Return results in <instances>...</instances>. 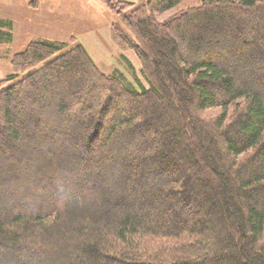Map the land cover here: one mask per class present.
Returning a JSON list of instances; mask_svg holds the SVG:
<instances>
[{
	"label": "trees",
	"instance_id": "trees-1",
	"mask_svg": "<svg viewBox=\"0 0 264 264\" xmlns=\"http://www.w3.org/2000/svg\"><path fill=\"white\" fill-rule=\"evenodd\" d=\"M98 1L131 36L112 24L139 60L141 81L101 71L80 43L69 45L74 37L30 41L10 57L0 80V264H264V90L240 55L234 67L212 46L224 34L212 28L233 24L264 42L253 24L264 28V0H202L163 21L152 13L182 0ZM9 35L0 30V43ZM81 67L87 76L77 81ZM57 78L64 88L53 92ZM123 102L157 107L123 112ZM212 107L219 116L204 117ZM43 128L53 140L38 139ZM138 156L148 173L136 179ZM170 166L179 173H166ZM64 176L61 192L40 182ZM130 188L164 224L168 208L197 217L169 227L123 211L118 201H138ZM73 199L80 209L68 208Z\"/></svg>",
	"mask_w": 264,
	"mask_h": 264
},
{
	"label": "rangeland",
	"instance_id": "rangeland-1",
	"mask_svg": "<svg viewBox=\"0 0 264 264\" xmlns=\"http://www.w3.org/2000/svg\"><path fill=\"white\" fill-rule=\"evenodd\" d=\"M35 3H31V2ZM128 1V2H134L137 3L139 1L144 0H121ZM202 2V0H182L179 1L177 5H175L173 8L163 11V12H156L154 11L152 15L158 20L163 21L167 19L169 16H171L173 13L179 12L180 10L198 5ZM118 23L121 25V29L124 28V25L121 21V18L118 15H115L113 12H110L102 3L98 0H0V30L3 32L8 31L9 38L7 41H2L0 43V80L6 77L10 72V57L13 56V54L20 52L24 49L27 43L30 41H35L38 39H50L51 40H64L68 41L69 38H73V41L68 42L71 46L74 43H80L83 48L85 49L87 55L94 61L99 67V69L105 73H112L114 71H120V73L126 78L127 80H131L132 76H135L141 81L139 69H140V62L137 59L136 55L133 53L132 49L129 47V45L123 44V42L117 40V38L113 35L112 32V24ZM255 22V21H252ZM6 24L10 25L7 27ZM255 24V28H258L260 33L261 31L264 33V28L259 27L258 23ZM204 27V24L200 25ZM239 26L233 24L228 29L213 27V31H218L217 33H220L219 31H222L224 34L219 40V42L212 43V46H217L219 48V52H221V55L219 59L222 57V59L219 62L226 63V62H233L234 67H236L235 63L239 62L240 64H246L247 68L250 69L248 71V75L252 74V78L255 82H257V89H261V91L264 90V81L261 80L260 76H264V42L261 40L260 36L256 37L254 35V32L250 33H241V31L238 29ZM126 34L131 38L129 33H127L126 29H123ZM221 32V33H222ZM261 32V33H262ZM196 32H191L192 35H194ZM229 34L234 35L230 36L229 40ZM256 34V33H255ZM227 35V37H226ZM253 35L255 38H253ZM223 38V39H222ZM234 55H240V59L237 60V62L234 60ZM127 61L130 63L131 67L127 64ZM256 67V70H253L252 67ZM79 74L77 77V81H80L79 79L86 78L87 74L82 69V67L78 70ZM252 72V73H251ZM251 73V74H250ZM238 76L242 78L241 73L239 71L237 72ZM85 76V77H84ZM64 78V77H63ZM56 85L54 87L53 92H60V90H63L61 88H64L62 80L57 78ZM246 83L247 81L244 80ZM62 82V84H60ZM88 85V84H87ZM86 85V86H87ZM89 86V85H88ZM263 89V90H262ZM129 101V100H127ZM126 101V102H127ZM125 103L122 111L124 112L125 109H134V110H146V111H153L157 107V102L154 103L153 106H144L140 107L139 105H132ZM88 103V102H87ZM85 103V104H87ZM111 109L108 111L109 114ZM204 115V117L209 119H214L215 117L219 116L220 114V108L218 107H212L207 108L206 110L201 111ZM108 114V113H107ZM106 114V115H107ZM108 118L104 121L105 127L107 126L106 121ZM51 124V123H49ZM50 128L49 125H47L46 129ZM26 129L22 128V131L26 132L27 139L31 140L34 139V134L32 136V132L25 131ZM38 133V139H45V142H48L50 140H53L54 137H52L48 131H45L44 128L41 130H36ZM62 130H58V133L55 135L56 140L63 142L64 137H61ZM67 139V138H66ZM65 139V140H66ZM98 135L96 139L92 140V144L95 146V150L92 151L91 149H87L88 152H91L96 159L100 154V147L98 144ZM157 142V139L156 141ZM154 142L155 149L162 150L165 146V141L158 143V145ZM53 150L54 147L52 148ZM130 153L127 152L126 155ZM125 157V155H124ZM59 159L61 156L58 157ZM138 161L135 164V167H139L137 171H135L136 179H139L142 174H147V170H144L143 167H141V163L143 162L141 157H137ZM98 160V159H97ZM96 160V161H97ZM127 159H124V163H126ZM95 161V162H96ZM99 160L96 162L98 163ZM0 163H6L3 161H0ZM122 164V163H121ZM13 164L8 163L6 167L10 166V169H13ZM83 168V166L78 165V169ZM85 168V167H84ZM96 168V167H95ZM85 171V170H84ZM46 175H52L48 170H43ZM147 172V173H146ZM166 173L168 174H177L179 171L175 168L170 166L167 168ZM26 174V173H25ZM57 175V173H56ZM147 176V175H146ZM62 182L59 180L52 181V182H45L44 180L40 179V182L42 185L46 186L47 184H53L54 191L55 192H61V190H64L66 188V182L70 181L68 179V176H64ZM76 180L74 179L73 182L76 184ZM80 180V179H79ZM81 181V180H80ZM107 181V180H106ZM72 183V180H71ZM73 184V183H72ZM96 186V192L97 189L100 188L99 183L95 184ZM62 186V187H61ZM94 186V183H93ZM61 187V188H60ZM68 188H66L67 190ZM23 190V189H22ZM100 191V190H99ZM50 192V191H49ZM47 192V194L49 193ZM53 192V191H51ZM95 191L91 193V196L98 195V192ZM126 192L132 196L137 197V202H135L134 205H131L129 203L118 201V206L123 211H128L131 213H137V214H148L150 221L152 223L158 224L160 226H163L165 223L164 218L158 219V213L155 212V210H150L144 205L147 204V201L145 199L144 195H141L138 191L133 190L130 188L126 190ZM152 192V191H151ZM149 191V193H151ZM52 194H50V200L52 199ZM85 197V196H84ZM108 196L105 198L107 199ZM49 200V201H50ZM77 200V201H76ZM81 199H73L68 200V208L74 209V208H81V205L78 204ZM87 196L84 198L85 205L87 206L88 203ZM70 201V202H69ZM109 201V200H108ZM138 204H141L143 206L138 207ZM147 206H149L147 204ZM135 207V208H134ZM137 207V208H136ZM8 208V206H6ZM107 208H103L102 212H107ZM109 210V209H108ZM168 211V222L167 224H164L166 226L170 227L171 225H179L181 223H193L196 219V214L193 213H186L183 211H178L177 209H166V212ZM117 213V209L115 210ZM0 214H2V210L0 209ZM92 264H105L101 263V261H94Z\"/></svg>",
	"mask_w": 264,
	"mask_h": 264
},
{
	"label": "crops",
	"instance_id": "crops-1",
	"mask_svg": "<svg viewBox=\"0 0 264 264\" xmlns=\"http://www.w3.org/2000/svg\"><path fill=\"white\" fill-rule=\"evenodd\" d=\"M31 3H35V2L33 1V2H31Z\"/></svg>",
	"mask_w": 264,
	"mask_h": 264
}]
</instances>
